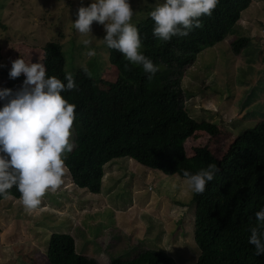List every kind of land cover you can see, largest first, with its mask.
Segmentation results:
<instances>
[{"label":"rangeland","instance_id":"1","mask_svg":"<svg viewBox=\"0 0 264 264\" xmlns=\"http://www.w3.org/2000/svg\"><path fill=\"white\" fill-rule=\"evenodd\" d=\"M90 2L0 0V89L15 92L21 86L22 74L8 77L12 60L21 57L44 65L42 48L53 40L63 47L67 72L75 76L78 71L75 91L89 106H97L104 96L97 76L113 81L117 73L109 49L99 40L104 35L102 25H90L92 36L72 27L77 8ZM156 2L129 0L134 12L131 22L147 15ZM242 37L250 42L235 55L232 42ZM84 39L90 40L88 46L82 44ZM89 48L94 51L91 57ZM123 88L131 97V87L124 84ZM181 89L191 117L218 128L216 136L198 132L189 138L185 142L189 157L196 148L207 146L220 158L236 135L264 121V109L259 110L260 104L264 106V0H253L222 43L199 53L183 73ZM71 139L75 145L73 130ZM104 172L99 194L75 186L65 168L61 184L46 191L36 208L26 210L13 197L0 201V264H48L46 249L52 233L71 234L77 252L100 264L131 260L145 250L163 251L178 264H195L200 251L195 243L194 209L188 206L193 193L184 179L130 158L109 162Z\"/></svg>","mask_w":264,"mask_h":264},{"label":"trees","instance_id":"2","mask_svg":"<svg viewBox=\"0 0 264 264\" xmlns=\"http://www.w3.org/2000/svg\"><path fill=\"white\" fill-rule=\"evenodd\" d=\"M252 1L219 0L210 16L199 18V28L168 42L153 37V22L144 14L132 23L141 38L140 51L158 66L151 79L140 66L108 48L117 77L111 81L97 76L98 88L104 93L97 106H89L75 88L62 93L75 105V145L64 163L78 188L99 194L105 165L121 158L180 178L184 170L194 174L209 163L216 166L212 181L206 182L202 193H193L188 203L194 209L195 243L200 251L195 264H264V254L254 255V247L247 242L249 229L256 226L253 213L264 206V121L236 135L220 158L207 146L196 148L189 157L185 142L198 132L216 136L218 128L191 117L181 89L186 68L195 63L202 50L222 43L234 31ZM249 42L246 37L234 40L232 52L239 55ZM42 52L46 76L64 82L68 72L62 45L47 41ZM77 73L72 75L74 83ZM90 77L93 75L89 73ZM124 84L131 87V97H126ZM263 109L260 104L259 110ZM8 192L0 201L7 197L20 200L15 186ZM46 257L48 264H100L79 254L74 237L65 233L49 236ZM110 264L178 263L163 251L145 250L131 260L111 259Z\"/></svg>","mask_w":264,"mask_h":264},{"label":"clouds","instance_id":"3","mask_svg":"<svg viewBox=\"0 0 264 264\" xmlns=\"http://www.w3.org/2000/svg\"><path fill=\"white\" fill-rule=\"evenodd\" d=\"M218 2L157 0L147 13L153 22V37L168 42L173 37L187 36L193 28L200 27L201 16L212 14ZM133 15L129 0H91L87 6L77 8L72 27L81 35H89L93 22L102 25L104 35L99 40L129 63L140 66L151 79L158 66L140 51L141 38L131 22ZM82 44L88 46L90 40L84 39ZM87 55L93 56V49L89 48ZM7 74L9 79L22 74L23 80L15 92L0 89V196H7L15 186L22 206L32 210L40 205L46 191L61 184L65 154L74 147L71 136L75 119V105L67 102L62 93L76 85L71 73H65L62 82L55 76H46L38 60L25 62L21 57L10 62ZM217 171L211 163L194 174L184 170L186 189L202 193ZM253 216L256 226L249 229L247 242L254 247V255L260 256L264 254V206Z\"/></svg>","mask_w":264,"mask_h":264}]
</instances>
